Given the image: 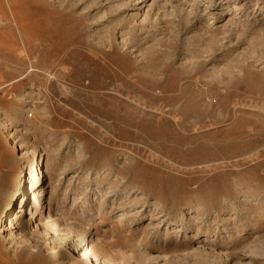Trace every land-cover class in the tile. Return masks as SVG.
I'll list each match as a JSON object with an SVG mask.
<instances>
[{
    "label": "rangeland",
    "instance_id": "obj_1",
    "mask_svg": "<svg viewBox=\"0 0 264 264\" xmlns=\"http://www.w3.org/2000/svg\"><path fill=\"white\" fill-rule=\"evenodd\" d=\"M36 164L0 264H264V0H0V217Z\"/></svg>",
    "mask_w": 264,
    "mask_h": 264
},
{
    "label": "bare ground",
    "instance_id": "obj_2",
    "mask_svg": "<svg viewBox=\"0 0 264 264\" xmlns=\"http://www.w3.org/2000/svg\"><path fill=\"white\" fill-rule=\"evenodd\" d=\"M39 175L40 170L37 168L36 164L24 173L15 185L11 208L0 217V232L6 233L4 236L6 241L11 240V236L7 231L17 229L20 226L21 218L28 214L25 212V208H31L35 203V189L38 184ZM82 260L88 261L90 264H100V262L90 254L89 250L84 251Z\"/></svg>",
    "mask_w": 264,
    "mask_h": 264
}]
</instances>
